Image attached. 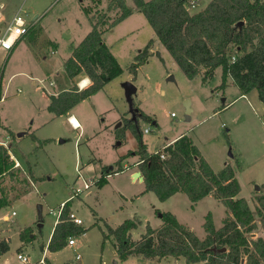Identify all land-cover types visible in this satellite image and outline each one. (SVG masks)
Instances as JSON below:
<instances>
[{
    "label": "rangeland",
    "instance_id": "rangeland-1",
    "mask_svg": "<svg viewBox=\"0 0 264 264\" xmlns=\"http://www.w3.org/2000/svg\"><path fill=\"white\" fill-rule=\"evenodd\" d=\"M195 1L196 7L189 9L191 13L200 10L208 0ZM101 2L99 5L102 8L95 14V20L98 14H106L109 24L119 10H108L109 0ZM0 3L5 4L1 10L5 17L0 22L1 30L19 7L29 25V32L13 48L12 54L0 58V70L4 69L3 84H6V100L0 103V118L3 123H6L5 120L11 123L14 136L20 132L17 128L27 130L31 127L29 132H33L38 141H44L36 150L34 148L38 142L30 134L23 136L18 143L11 142L10 151L23 163V167L12 169L0 179L4 199L10 200L0 210V216L8 213L10 219H3L0 226L10 228L14 255L19 251L15 250L17 232L28 227L31 230L30 240L21 249H25L31 259L41 256V247L46 243L60 202L68 200L69 196L72 197L70 205L81 216L83 225L90 223L93 211L103 217L102 224L107 221L114 225L122 218H129L132 212L138 213L144 221H152V224L159 215V212L154 214L150 200L155 198L154 193L126 200L116 191V185L131 192L139 186L138 183L133 185L129 177L130 171L137 167L132 162L138 159L133 153L138 147V134L147 152H152L184 132L211 159L212 169L219 171L224 161L230 164L233 171L238 173L241 186L238 196L245 198L254 210V197L260 192L256 186L264 183V109H260L251 96L247 98L250 103L236 100L234 105L222 108L226 100H223L222 93L214 90L220 82L219 68L206 83H202L198 75L189 79L167 50L162 48L159 49V56L156 55L158 50L154 51L137 68L136 73L132 72L130 64L147 41L154 37V31L132 0H126L132 13L113 26V30L109 29L103 34L105 44L123 71L88 100L78 104L75 111L83 123L84 132L82 130L81 133L80 129L72 128L65 117L47 114L46 108L42 107V86L52 89L48 86L49 78L45 76L49 71H53L56 86L59 89L64 86L66 77L63 75V65L70 49L91 30L90 15L82 10L81 5L91 2L0 0ZM31 32L36 35L29 39ZM47 40L55 45L48 44ZM51 50L55 53L51 54ZM14 72H25V75L8 78ZM170 76L173 78L168 79ZM126 82H131L136 88L131 93L133 107L137 109L136 120L132 119L125 96ZM227 97L231 99L230 94ZM187 99L191 108L189 120L185 119L184 101ZM217 108L220 110L211 115ZM145 128L149 132L144 133ZM120 158L121 166L126 164L128 170L111 175L108 185L91 183L84 188V182L90 183L91 178H100L109 166L117 170ZM180 209L176 218L190 220L196 227V236L202 239L206 235L203 229L206 213L211 210L218 228L222 225L220 219L225 206L221 202L212 204L204 200L194 215ZM12 211L14 215H11ZM92 226L86 237L83 234L73 235L76 240L74 246L67 247L66 241L60 250L46 248L47 259L52 264H114L115 260L117 264H187L182 257L148 260L131 255L127 259L117 258L111 241L103 240L100 229L97 231L98 228ZM144 229L145 225L138 227L132 237H140ZM77 253L80 259H75Z\"/></svg>",
    "mask_w": 264,
    "mask_h": 264
},
{
    "label": "trees",
    "instance_id": "trees-1",
    "mask_svg": "<svg viewBox=\"0 0 264 264\" xmlns=\"http://www.w3.org/2000/svg\"><path fill=\"white\" fill-rule=\"evenodd\" d=\"M89 1L91 4H82L81 8L90 15L91 30L72 48L64 62V71L70 79L85 75L90 82L82 89L74 83L69 89L49 96L47 109L56 116L67 114L123 71L103 41V33L127 18L132 9L125 0H109L108 10L118 9L119 14L108 24L106 14H98L95 20L101 0ZM188 1L132 0L187 78L200 75L201 82L206 83L220 67V83L214 90H223L231 78L243 94L256 90L264 105V0H209L204 8L192 13L186 7ZM153 43L149 39L135 55L130 64L132 72L136 73L147 60ZM143 117L151 119L147 115ZM138 138V147L133 152L138 159L134 164L141 171L145 191L153 192L160 201L182 192L192 204L212 194L225 206L226 216L216 228L208 212L203 222L206 235L202 239L170 212L157 211L162 224L157 228L146 224L136 240L130 232L141 222L135 217L116 227L105 225L103 240L112 238L119 258L136 255L148 260L182 257L187 264H264V183L254 197L253 210L245 198L238 196L240 185L230 164L215 172L186 134L151 153L147 152L140 134ZM32 139L36 140L34 136ZM39 147L40 144L36 145L34 150ZM161 153L164 158L160 157ZM113 168H106L96 184L103 186L107 182L105 174L123 170L121 165L117 170ZM12 169L7 150L0 146V179ZM3 195L0 188V208L10 202ZM68 203L64 204L53 228L48 250L62 249L70 236L82 235L87 230L68 219ZM30 231L28 227L21 229L19 239L24 243L30 240ZM222 247L226 250L220 251ZM8 250V240L0 239V255Z\"/></svg>",
    "mask_w": 264,
    "mask_h": 264
},
{
    "label": "crops",
    "instance_id": "crops-1",
    "mask_svg": "<svg viewBox=\"0 0 264 264\" xmlns=\"http://www.w3.org/2000/svg\"><path fill=\"white\" fill-rule=\"evenodd\" d=\"M126 1V0H125ZM209 1V0H208ZM208 1H207V3H208ZM102 3V2H101ZM207 3H205V5L207 4ZM127 4V3H126ZM204 5V6H205ZM4 6H5V4L4 3H0V22L1 21H3L4 20V15H3V13H2V9H4ZM128 6V5H127ZM135 6V5H134ZM204 6L202 7V8H204ZM102 8V6L101 5H99V7H98V9H101ZM201 8V9H202ZM37 17V15L34 17V19ZM29 26V25H28ZM113 28L114 27H112V28H110V29H112L113 30ZM4 29V28H3ZM2 29V30H3ZM1 29H0V31H2ZM109 30V29H108ZM107 31V30H106ZM105 31V32H106ZM29 32V31H28ZM27 32V33H28ZM104 32V33H105ZM26 33V34H27ZM40 33H41V31H40ZM103 33V34H104ZM35 33L34 32H31V36L32 37H29V39H32L33 37H35ZM22 38H24V37H21L19 40H17L16 42H15V44H14V47H16L17 46V44L19 43V41L22 39ZM150 39H153L154 40V43H153V47H152V49H151V54H153L154 53V51H156V50H158V52H159V49H162V48H164L163 47V45L156 39V37H155V33H154V37H152V38H150ZM45 41V40H44ZM48 41V44H50V45H52V46H54L55 44H54V42L53 41H51V40H47ZM103 41H104V38H103ZM105 42V41H104ZM78 44H76V45H74V47L75 46H77ZM13 47V48H14ZM108 48H109V46H108ZM13 50V49H12ZM12 50L11 51H9V52H7L6 50H3V49H1L0 48V58H5L6 56H10L11 54H12ZM109 50H110V48H109ZM53 53H55V51H53V50H51V54H53ZM112 53V52H111ZM70 54H71V49H70V53H69V56H70ZM0 63H1V59H0ZM0 66H1V64H0ZM64 66V65H63ZM219 69H220V78H221V68L220 67H218ZM3 71H4V69L2 68L1 70H0V97H3V100H2V102H4L6 99V97H5V90H6V84H3V80H4V77H3ZM19 74H24L25 75V72H14V73H12V74H10L9 75V77L8 78H11V77H14V76H16V75H19ZM52 75H53V71H49L48 73H47V75H45L46 77H48L49 79V81H48V86H50L52 89H50L49 87H47V86H45V85H43L42 86V89H43V94H42V97H43V99H44V103H42V107H44V108H46V110H47V114H50V115H52V117H65L66 118V120L69 122V117L70 116H73L76 120H77V123H78V128H75V129H80V132L82 133V130H83V132H84V127H83V123H82V121L80 120V117H79V115H78V113L75 111V109H76V107L78 106V104H80L81 102H83V101H85V100H88L91 96H89L88 98H86V99H84V100H82L81 102H79V103H77L75 106H73L69 111H68V113L67 114H65V115H61V116H56V115H54L52 112H50V111H48V109H47V106H48V104H49V102H50V100H49V96H51V95H57L60 91H63V90H65V89H69L70 87H72L73 85H74V83H77V85H78V87H79V84L80 83H78V81H84V80H87V83L85 84V86L90 82V80H89V78L88 77H86L85 75H79V76H77L76 78H73V79H70V78H68L67 76H66V74L65 73H63V75L66 77V80H64V86L63 87H61L60 89L56 86V82H55V80H54V77H52ZM199 77H200V80H201V76L200 75H198ZM10 79H7V81H9ZM51 82V83H50ZM220 83V82H219ZM218 85V84H217ZM216 85V86H217ZM4 86H5V88H4ZM85 86H80L79 88L80 89H82L83 87H85ZM215 86V87H216ZM56 88H58V89H56ZM216 92H217V90H215ZM215 92V93H216ZM218 92H220V93H222V95L224 96V98H223V100H226V104L224 105L225 107H227L228 105H234L235 103H237V101H240V100H244V101H247V103H250V101H249V99H247L248 98V96H251V100L253 101V102H255L258 106H259V108L260 109H264V105H263V103L259 100V98H258V94H257V91L256 90H251V91H249L248 93H245V94H243V93H241L240 92V90L238 89V87L237 86H235L234 84H233V82H232V80H231V78H229L228 79V82H227V85H226V87L223 89V90H218ZM229 94H230V96H231V99H228V97L227 96H229ZM237 100V101H236ZM236 101V102H235ZM234 102V103H233ZM262 105V106H261ZM36 107V106H35ZM39 108H41V107H39ZM224 108V107H223ZM222 109V108H221ZM218 110H220V108L218 109H215L212 113H211V115L212 114H214L215 112H217ZM1 111V110H0ZM37 111V110H36ZM6 121V123H3L2 121H1V118H0V139H2V140H6L7 142H8V145L9 146H11V142H17L18 143V141H20L22 138H23V136H25V135H28V134H30L31 136H34L35 138H36V142H38V144H40V147L42 146V144H43V142L44 141H38L37 140V137H36V135L33 133V132H29L30 131V128L31 127H29L27 130H25V128H17V130H19V131H24L25 133L21 136V137H19V136H17V133H16V136H14V130H13V128L11 127L12 125H11V123L10 122H8L7 120H5ZM32 123L31 124H33V120L31 121ZM70 123V122H69ZM43 124H45V123H43ZM70 125H71V123H70ZM39 126V125H38ZM72 126V125H71ZM73 128V127H72ZM182 134H185L184 132L183 133H179V134H177L176 136H174L173 138H171L169 141H167L165 144H168V143H172L177 137H179L180 135H182ZM194 142V141H193ZM195 144V143H194ZM196 145V144H195ZM197 146V145H196ZM198 147V146H197ZM198 149L200 150V152H201V154L203 155V157L206 159V161L209 163V165L211 166V167H213L212 166V163H211V159L209 158V157H207V155L204 153V152H202V150L198 147ZM153 152V151H152ZM149 153H151V152H149ZM19 160V159H18ZM20 161V160H19ZM137 160H135V161H133L132 162V165L136 162ZM20 163H21V168L23 167V163L20 161ZM228 162L227 161H224L223 162V167L225 166V164H227ZM120 165H121V163H120ZM126 164H124L123 166H125ZM134 167H136L135 165H133ZM222 167V168H223ZM221 168V169H222ZM14 169H20V168H14ZM220 169V170H221ZM126 170H128V169H126ZM137 170H139L137 167L136 168H134L133 170H131L130 171V173H129V177H130V182L131 183H133V185H136L135 183H138V185L139 186H137V188H136V190L134 191V192H131V191H126V190H124V189H122V187H120V185H116L117 187H116V191L118 192V194L120 195V196H122L123 198H125L126 200H134V198H141V197H144L145 195H150L149 193H153V192H151V191H145V185H144V183H143V180L141 181L140 179H138V178H136V177H134L133 176V174H134V172L135 171H137ZM213 170L215 171L216 169H214L213 168ZM125 170H123V171H121V173L122 172H124ZM215 172H217V171H215ZM114 176V175H113ZM111 176H109L108 178H106V180H107V182L104 184V186L105 185H108L109 184V178H110ZM235 177H236V179L238 180V182H239V178H238V173L237 172H235ZM240 185V184H239ZM1 186V185H0ZM240 191H241V186H240ZM155 195V194H154ZM239 195V194H238ZM70 197V196H69ZM150 198L152 197V196H149ZM188 199V200H187ZM72 200V198L69 200V198H68V200H64V201H61V202H69L68 204H69V211H73V212H75L76 213V215L78 216V217H80L81 218V216L74 210V209H72V207H71V205H70V201ZM151 200V203H152V206H153V211H154V214H157V211H159V212H170L171 214H173L174 216H175V218H176V216H177V210L178 209H180V207L182 208V210H184L185 212L187 211V213H188V215H194L195 213H196V211L198 210V208H199V205H200V203L202 202V201H204V200H208V202L209 203H212V204H219V200L218 199H216L212 194H209V195H207V196H205V197H203L202 199H200L199 201H197L196 203H194V204H192L191 202H190V200H189V198L187 197V195H185L184 193H182V192H177V193H175V194H173L172 196H170L168 199H166V200H164V201H160L157 197H156V195H155V198H151L150 199ZM219 201V202H218ZM60 202V203H61ZM248 202V201H247ZM1 208H3V207H1ZM1 208H0V210H1ZM190 209V213L188 212V210ZM181 210V209H180ZM132 212V211H131ZM208 212H210L211 213V215H212V218H213V222H214V225H215V227L217 228V226H216V223H215V220H214V217H213V214H212V212H211V210H209ZM207 212V213H208ZM93 213L94 214H92L91 215V220H90V227H87L88 225H83V223L82 224H80V226H82V227H84V228H86L87 230L83 233V236H87L88 235V233H89V231H90V228H91V226L93 227V228H98L97 229V231L100 229V232L102 233V230H105V225H109V226H111V227H116L117 225H119L122 221H124L125 219H127L126 217L125 218H122V219H120V221H118V223H116V224H114V225H111V224H109L107 221H104L103 222V224H102V222H101V220H103L102 218L103 217H101V216H99V214H97V212L95 211H93ZM133 213V215H130V216H128L129 218H137L138 220H140V222H141V224L139 225V227H143L144 225H146V224H148L149 226H151L152 228H157V227H159L161 224H162V221H161V217H160V214L157 216L156 215V220H154L153 221V223L151 224V222L152 221H150V220H148V219H145L146 221H144V220H142L141 218H140V216L139 215H137L138 213H135V212H132ZM206 213V214H207ZM5 216H7V219H10V215L8 214V213H3L1 216H0V222H2V220L4 219V217ZM226 216V209H224V213H223V216L221 217V219H220V221H221V223H222V219L224 218ZM181 224H183V225H185L186 227H188L189 229H191L193 232L195 231V225L190 221V220H179V218H176ZM59 221V219L56 221L55 219H54V221H53V224H52V227H51V229H50V232H49V235H48V237H47V240H46V243H45V245H44V247H41V250H42V253L44 254V256H45V258H46V261H47V263L48 264H52V262L49 260V259H47V256H46V250L48 249L47 248V245H48V242H49V239H50V236H51V234H52V231H53V228H54V226H55V224L57 223ZM145 222H147L146 224H145ZM96 224H97V226H96ZM220 226H221V224H220ZM219 226V227H220ZM218 227V228H219ZM14 228H15V226H14ZM20 230V229H19ZM136 230V229H135ZM133 231L134 230H132L131 232H130V234H131V238L133 239V240H136V239H138V238H133L132 237V233H133ZM142 233V232H141ZM140 233V234H141ZM195 233V232H194ZM10 228L9 229H5L4 227H1L0 226V239H5L6 241L8 240V245H9V250L8 251H6L5 253H3V254H1L0 255V264H18V262L16 261V259H15V255L13 254V250H12V247H11V237H10ZM17 234H18V240H17V245H16V248H15V250H18L19 249V251L21 250V251H23V252H25L26 254H28L27 253V251H25V249H21V248H24V246H25V243L24 242H22L20 239H19V232H17ZM106 240V239H105ZM108 240H110L111 241V243H112V245H113V241H112V238L110 237V238H108ZM103 242L104 241H102V244H103ZM67 247H68V245H67ZM114 247V246H113ZM47 248V249H46ZM114 250H115V254H114V256H116L117 258H119V256H118V254H117V252H116V249H115V247H114ZM29 255V254H28ZM42 255V254H41ZM76 255V254H75ZM41 257V256H40ZM141 257V256H140ZM32 260H36V259H32ZM117 260H115V261H113V263L114 264H117ZM203 263V262H202ZM204 264V263H203Z\"/></svg>",
    "mask_w": 264,
    "mask_h": 264
},
{
    "label": "built area",
    "instance_id": "built-area-1",
    "mask_svg": "<svg viewBox=\"0 0 264 264\" xmlns=\"http://www.w3.org/2000/svg\"><path fill=\"white\" fill-rule=\"evenodd\" d=\"M187 9H192L196 7V1L195 0H189L187 3ZM21 7H19L16 12L12 15V17L10 18V20L8 21V23L4 26V29L2 31H0V48L3 50H6L7 52L11 51L14 47V44L17 40H19L21 37H23L28 31H29V27L28 24L26 23L24 17L21 15ZM234 59V58H232ZM81 82V81H80ZM51 83V82H50ZM81 85L79 84V87ZM3 97H0V103H2ZM172 116H174V113H171ZM71 125L73 128H78L77 126H75L71 121H70ZM149 132L148 128L144 129V133ZM168 144H164L162 147H166ZM0 146H2L3 148H5L8 152V161L12 163V166L14 168H21V163L18 160V158L14 155L13 152L10 151V146L8 145V142L6 140H2L0 139ZM161 158H164V153L160 154ZM136 165V164H134ZM128 169V166L125 165L123 166V170ZM119 171H114V172H110L105 174V177L108 178L111 175L117 174ZM90 183L89 182H84V188H88L90 186L91 183H96V181L98 179H90ZM72 197H69V200ZM66 202H61L58 210L56 212V218L55 220L57 221L60 217L61 211L64 207V204ZM15 212L12 211L11 215H14ZM4 219H7V216L4 217ZM68 219L70 221H72L73 223L80 225L83 223L82 219L80 217H78L76 215L75 212L73 211H69L68 213ZM8 220V219H7ZM67 245L68 246H74L76 245V240L73 236H70L67 239ZM80 254L77 253L75 255V259H80ZM15 259L18 262V264H48L46 261V258L44 256V254L42 253L41 257H39L36 260H32L30 258V256L28 254H26L23 251H17L15 253Z\"/></svg>",
    "mask_w": 264,
    "mask_h": 264
},
{
    "label": "water",
    "instance_id": "water-1",
    "mask_svg": "<svg viewBox=\"0 0 264 264\" xmlns=\"http://www.w3.org/2000/svg\"><path fill=\"white\" fill-rule=\"evenodd\" d=\"M241 23V22H240ZM156 55L159 56L160 53L157 51L156 52ZM173 77L170 76L168 77V79H172ZM124 88H125V96H126V99L128 100L129 102V108H130V112L132 114V119L133 120H136V112H137V109L133 107V104H132V98H131V93L135 92L136 88L135 86L131 83V82H126L124 83ZM184 106H185V119L186 120H189L190 119V112H191V108H190V100H185L184 101ZM25 132L24 131H20L17 133V136L21 137ZM63 140H59V142H62ZM112 167V166H110ZM134 177L140 179L141 181L143 180V176L141 175V171L140 170H137L134 172L133 174ZM256 190H259V186L257 185L256 186ZM226 248L225 247H222L220 249V251H225Z\"/></svg>",
    "mask_w": 264,
    "mask_h": 264
},
{
    "label": "bare ground",
    "instance_id": "bare-ground-1",
    "mask_svg": "<svg viewBox=\"0 0 264 264\" xmlns=\"http://www.w3.org/2000/svg\"><path fill=\"white\" fill-rule=\"evenodd\" d=\"M87 83V80H84L81 82V86H85V84ZM69 121H71L75 126H79L78 123H77V120L73 117V116H70L69 117Z\"/></svg>",
    "mask_w": 264,
    "mask_h": 264
}]
</instances>
